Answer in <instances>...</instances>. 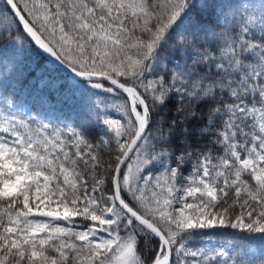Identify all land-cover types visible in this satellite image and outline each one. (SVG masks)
Here are the masks:
<instances>
[{"label": "snow or ice", "instance_id": "1", "mask_svg": "<svg viewBox=\"0 0 264 264\" xmlns=\"http://www.w3.org/2000/svg\"><path fill=\"white\" fill-rule=\"evenodd\" d=\"M9 15L85 85L121 90L124 120L103 119L114 148L102 161L83 130L0 111V264H257L250 246L195 245L217 228L251 234L264 264V0L221 33L210 0H0ZM186 23L222 40L218 55L150 78ZM173 95L187 113L150 151L153 112ZM178 132L182 146L164 147Z\"/></svg>", "mask_w": 264, "mask_h": 264}, {"label": "trees", "instance_id": "2", "mask_svg": "<svg viewBox=\"0 0 264 264\" xmlns=\"http://www.w3.org/2000/svg\"><path fill=\"white\" fill-rule=\"evenodd\" d=\"M210 2L215 6L221 25L213 29L216 33L230 28L234 16L238 19L244 6L259 4V0H210ZM204 19L207 21L209 17L206 15ZM212 19L215 20L216 17ZM10 21L11 15L8 20L0 17V111L8 110L25 119L35 118L37 121L51 123L54 126L70 125L83 130L86 138L96 146L95 150L102 157V161L111 160L113 153L109 149L114 148V134L107 131L103 119L108 117L124 120L123 112L117 111L115 107L124 103V95L118 90L107 93L102 89H91L83 83V79L72 78L71 81V77L47 62L17 23H12L9 27ZM222 46V40L212 38L211 33L206 36L200 28L186 23L181 29L171 34L166 46L160 50V63L156 69V75L150 78L165 77L167 79L177 66L181 68L187 66L189 70H192L193 64L202 60L201 53L207 51L218 55L217 48ZM203 67L204 63L197 64L196 70L199 71ZM121 81L123 82V78ZM105 86L110 85L105 83ZM42 99L48 100L45 108H43ZM97 104L100 105L99 109L96 107ZM183 104L186 102L173 95L168 103L162 107L158 106L153 112L152 130L149 134L150 151L153 148L156 151L161 150L159 141L163 138L159 136V131L166 134L168 124L178 115L187 113V109L185 112L177 113V108ZM98 111L101 113L99 116ZM206 111L205 105L195 109L196 120L185 125L190 132L193 127L198 129L203 124ZM104 139L112 143L106 146L102 143ZM181 146L179 132L171 145H164L172 151ZM192 146L197 150H206L210 147L208 137H193ZM187 169L186 165L185 174ZM203 231L210 232L212 235L195 240L197 245L210 240L211 244L217 247L227 246L225 248L230 253L234 248L242 253L250 246L251 251L256 253L251 258L259 264V249L251 241L244 239L251 234L237 229L223 228ZM248 258L245 257V259Z\"/></svg>", "mask_w": 264, "mask_h": 264}, {"label": "water", "instance_id": "3", "mask_svg": "<svg viewBox=\"0 0 264 264\" xmlns=\"http://www.w3.org/2000/svg\"><path fill=\"white\" fill-rule=\"evenodd\" d=\"M22 29V26L19 25ZM23 31V29H22ZM25 33V32H24ZM26 34V33H25ZM27 35V34H26ZM28 36V35H27ZM29 40L31 41V43L36 47V49L46 58L47 62L50 63L51 65L55 66L56 68H58L61 72L67 74L69 77L71 78H75V79H83L81 77H78L75 75V73L71 70V68L66 65L65 63H62L60 60H57L55 57H53L50 53L44 51V49L40 48L39 45H37L35 43L34 40L31 39L30 36H28ZM107 84H109V82L107 81H103ZM110 85V84H109ZM111 86V85H110ZM114 87V86H112ZM118 90V89H117ZM119 92H121V90H118ZM122 93V92H121ZM123 94V93H122ZM124 95V94H123Z\"/></svg>", "mask_w": 264, "mask_h": 264}, {"label": "rangeland", "instance_id": "4", "mask_svg": "<svg viewBox=\"0 0 264 264\" xmlns=\"http://www.w3.org/2000/svg\"><path fill=\"white\" fill-rule=\"evenodd\" d=\"M70 80L72 81L73 79L70 78ZM78 89V88H77ZM42 102H43V108H45V106L48 104V100L47 99H42ZM132 155V154H131ZM85 224L88 223V222H84ZM195 245L197 247H205L208 245V241H204L201 245H197V243L195 242ZM227 248V246H225Z\"/></svg>", "mask_w": 264, "mask_h": 264}, {"label": "bare ground", "instance_id": "5", "mask_svg": "<svg viewBox=\"0 0 264 264\" xmlns=\"http://www.w3.org/2000/svg\"><path fill=\"white\" fill-rule=\"evenodd\" d=\"M131 155V154H130Z\"/></svg>", "mask_w": 264, "mask_h": 264}]
</instances>
